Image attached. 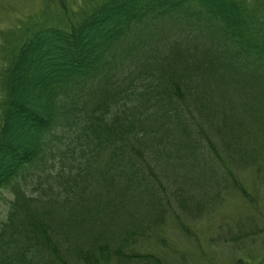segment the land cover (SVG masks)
Segmentation results:
<instances>
[{
	"label": "trees",
	"instance_id": "16d2710c",
	"mask_svg": "<svg viewBox=\"0 0 264 264\" xmlns=\"http://www.w3.org/2000/svg\"><path fill=\"white\" fill-rule=\"evenodd\" d=\"M42 3L39 10L0 30V194L44 162L55 137L62 143V153L75 155L76 175L82 181L70 192L65 186L48 200L41 217L44 222L33 215L28 216L32 225L16 223L10 213L0 231V264H39L42 250L60 260L56 245L61 247L60 241L68 240L67 250H75L77 258L86 263L87 253L82 250H91L102 241L108 244L111 236L129 231L132 223L125 206L130 197L143 196L151 208L145 214L148 217L158 212L161 199L155 183L179 191L184 183L199 186L210 180L202 153L205 145L228 170L235 187L246 194L202 127L216 129L222 142L224 135L228 137L232 154L238 157L230 159L247 163L240 153L245 144L242 124L258 115L250 107V111L234 108L231 95L215 94L213 85L221 90L233 78H241L249 88L263 89L264 94V14H259L256 3L80 0L75 12L69 0ZM168 20H172L170 27L194 33L199 41L194 43L205 47L199 58L175 47L167 54L168 62L161 61L159 72L140 74L151 79L144 78L138 85L130 82L125 89L126 76L118 81L110 74L118 67L115 48L141 29L142 34L124 47L123 58L131 62L144 44L139 40L148 36L145 30ZM100 85L105 91L103 104L90 114L84 107L80 112L74 97ZM103 153L107 156L101 163ZM91 164L101 165L92 171ZM59 177L64 182L68 178ZM80 186L90 196L88 217L67 207L68 196ZM30 201L35 200L24 199L23 205ZM59 206L67 207L65 217L74 222L77 234H67L53 219L59 215ZM117 209L124 212L115 215ZM87 218L96 223L97 231L89 227L90 233L85 230L83 234L78 221Z\"/></svg>",
	"mask_w": 264,
	"mask_h": 264
},
{
	"label": "rangeland",
	"instance_id": "374dc122",
	"mask_svg": "<svg viewBox=\"0 0 264 264\" xmlns=\"http://www.w3.org/2000/svg\"><path fill=\"white\" fill-rule=\"evenodd\" d=\"M42 1L0 0V30L14 26L19 19L39 10L43 4ZM248 1L256 3L259 7V14H264V0ZM79 2L80 0H69V8L73 12L77 11L80 6ZM172 19L174 21L176 18ZM171 21H159L151 24L147 28L148 31L145 30L144 33L148 36L143 38V35L139 40L143 39L144 44L137 48L136 58L131 62L123 58L124 47L133 38L142 34L141 29L136 32L135 37H128L120 44L121 47L118 45L115 48L114 60L118 67L110 71V74L118 81L126 76L127 80L122 83L125 89H128L130 82L132 85L142 82L141 80L146 77H141L140 74L145 70L151 73L159 72V66L168 62L169 55L167 54L175 47L183 52L190 50L199 58L201 49L205 47L194 43L197 39L193 38V32L186 34L177 30V27H170L172 26ZM161 61L163 64H160ZM126 70L127 73H124ZM213 91L215 94L223 92L231 95L234 108L243 111H250L252 108L253 112L258 115L255 119H248L242 124L241 136L245 144L240 153L248 160L245 164L230 159V157H238L232 154L234 149L228 137L224 135L222 142L214 132L216 129L206 125L202 127V130L208 133L207 136L213 139L223 162L229 170L234 172L231 171L246 190V194H242L235 187L228 177V170L214 159L212 152L205 145L202 153L204 161L207 162V172L210 174V180L206 183H201L199 186L184 183L179 191L176 190L178 187L170 188L166 183L160 187L155 183V192L159 195L158 198H161V204L159 203L158 212L148 217H145V214L151 208L149 203L144 202L143 196L130 197L125 211L127 219L131 220V228L127 232L111 236L108 244H103L102 241L95 247L91 246L89 248L91 250H82L87 253L86 263L77 258L75 250H67L64 246L69 240L66 243L60 241L61 247L59 243L56 245L59 248L56 252L60 260L55 259L54 255H48L47 250H42L37 262L39 264H264L263 89L252 90L246 81L233 78L224 89L220 90L213 85ZM81 93L82 95L74 97L76 106H80V112L84 107L86 113L90 114L99 104H103L105 99V91L101 90V85L92 92L82 91ZM236 112L241 114V111ZM204 141L201 142L205 143ZM51 144L44 162L31 168L0 194V231L2 225L8 222L11 212L14 213L13 218L16 223L23 221L24 224L32 225L34 222L28 216L33 215L44 222V218L41 217L46 211L48 200L62 191L65 186H69L67 191L70 192L71 188H75V183L79 184L82 181L76 175L78 171L76 166L79 164L76 162L75 155L62 153L60 150L62 143L57 137L52 140ZM106 156V153L101 155L103 158L101 163L104 162ZM96 165L101 164H91L90 170L93 171ZM68 167H72L73 172L69 173ZM59 176L64 178L67 176L69 179L67 178L64 182ZM103 187L104 185L100 188L102 200L104 199ZM176 192H180V195H176ZM89 197L87 193L82 192L80 186L74 195L68 196L67 207L88 217L90 215L87 208L91 203ZM28 198L35 201H30L28 206H24L23 200ZM66 208L59 206L57 212L63 217L56 215L53 219L55 222L59 221V227L64 232L73 236L77 233H75L74 222L65 217L67 216L64 213ZM123 212L124 210L120 209L119 212L117 209L114 214L120 216ZM82 215L79 217L83 218ZM78 223H82L79 224V230L83 234L85 230L90 233L89 227L97 231L96 223L92 219L79 220ZM89 242L90 238L87 239L88 246Z\"/></svg>",
	"mask_w": 264,
	"mask_h": 264
}]
</instances>
